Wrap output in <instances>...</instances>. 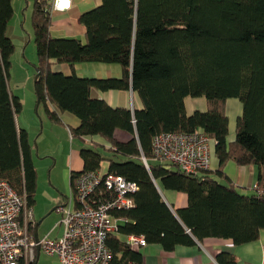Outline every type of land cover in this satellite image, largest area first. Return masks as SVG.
<instances>
[{
  "label": "trees",
  "instance_id": "obj_1",
  "mask_svg": "<svg viewBox=\"0 0 264 264\" xmlns=\"http://www.w3.org/2000/svg\"><path fill=\"white\" fill-rule=\"evenodd\" d=\"M48 4L49 0H34L32 7L37 99L53 124L61 122L59 112L76 115L80 124L71 133L81 143L92 136L109 143V147L83 144L81 172L99 170L107 161L110 172L138 185L135 207L114 212L126 220L107 241L113 254L109 264H143L142 254L129 241L131 235L167 251L207 237L232 239L236 245L258 240L264 230V0H102L80 16L85 40L53 36ZM13 15V0H0V180L26 194L33 207L38 173L28 131L17 123L23 103L9 85L15 46L7 29ZM54 62L72 68L82 62L118 64L122 74L65 75L52 70ZM93 89H132L144 106L134 111L115 108L93 97ZM188 96L205 97L207 110L188 115ZM230 98L242 103L232 141L226 113ZM116 129L132 138L118 141ZM197 129L215 141L216 176L209 168L186 174L154 159L156 134ZM228 161L256 165L254 193L240 192L228 179L223 171ZM78 174H71L72 190ZM159 186L187 194L188 205L173 211ZM30 231L33 234L35 226ZM35 261L36 257L29 264ZM217 261L237 264L235 256L225 252Z\"/></svg>",
  "mask_w": 264,
  "mask_h": 264
},
{
  "label": "built area",
  "instance_id": "obj_2",
  "mask_svg": "<svg viewBox=\"0 0 264 264\" xmlns=\"http://www.w3.org/2000/svg\"><path fill=\"white\" fill-rule=\"evenodd\" d=\"M71 5L72 0H49L48 8L52 15ZM209 141L201 129L189 133L160 132L153 138V156L186 174L196 175L209 168ZM143 162L149 168L146 158ZM74 185L67 201L55 208L61 215V235H45L36 241L30 231L36 221L26 194L0 180V264H18L22 260L29 264L35 259L37 246L61 264H109L113 254L107 241L117 233L119 223L126 220L114 212L135 207L138 185L102 166L80 172ZM129 241L136 250L147 244L143 236L131 235Z\"/></svg>",
  "mask_w": 264,
  "mask_h": 264
},
{
  "label": "crops",
  "instance_id": "obj_3",
  "mask_svg": "<svg viewBox=\"0 0 264 264\" xmlns=\"http://www.w3.org/2000/svg\"><path fill=\"white\" fill-rule=\"evenodd\" d=\"M17 1L18 0H13L14 15L16 14ZM101 3L102 0H72V5L68 10L64 12H53L51 15L52 35L61 38H80L85 40V28L80 22V16L83 12L97 7L101 5ZM30 4L32 5V2ZM29 7L30 5H27V10ZM51 68L53 71H59L65 75L75 73L78 76L98 78H119L122 74L120 65H108L99 62L77 63L74 65V68L65 63L59 64L54 62ZM92 96L103 99L115 108H128L131 111H134L135 109H142L144 106L138 93L132 89H114L108 91L93 89ZM37 100V96L31 97L29 106L31 105V109L34 113H29L27 117L22 119V121L19 117L17 119L19 127L28 131L31 144L32 136L35 135L37 129L42 127L41 134L47 136L42 140V143L44 144L48 139L54 143V149L52 151L47 149L46 151H48L47 153H51V155H53L55 158L54 161L63 162L62 171L66 174V176L71 177L72 172H81L84 166V161L81 157L80 150L84 143H81V141L77 138H71V129L79 126L80 119L73 113L59 112L61 122L53 124L48 118L44 106L41 103L37 106ZM21 101L23 103L22 111L25 112L27 102L23 98ZM48 107L51 111H54L55 109L50 102H48ZM185 107L188 115L193 114L195 111L204 112L207 110L206 98L188 96L185 98ZM226 113L229 118L228 139L232 141L235 136L237 117L242 113L241 104L237 101H232L231 98L228 99L226 104ZM114 136L120 142H127L132 138V134L123 129H116ZM87 139L89 141H85V146H110L109 143L100 136L87 137ZM209 159V170L212 172V175L216 176L215 172L219 167V159L215 153V141L214 148L210 150ZM101 166L104 169H109V162L104 161ZM223 171L228 179L237 186L240 192L247 194L255 192L258 183V169L256 165L241 166L236 164L234 161H228L225 164ZM220 181L222 183L226 182L225 178L221 177ZM55 187H57L59 191H68V187L69 190H72L71 181L69 182V186L67 184L59 186V184L56 183ZM159 190L165 202L173 211L179 208H184L188 205L187 194L165 189L162 186H159ZM58 195L60 197H58ZM58 195L55 198L58 200L57 204H62L63 202H59V199L63 196H61V193ZM34 206L32 207V210L34 219L37 223L42 220V218L38 220L36 219ZM61 233L62 228L57 221L56 224L51 225L43 236H59ZM138 251L143 256V264H219L217 261V255L222 252L234 255L237 264H264V230L261 231L258 240L240 245H236L232 239L207 237L201 241H196V243L192 245H177L172 251L165 250L159 244L149 243L140 247ZM41 253L42 251H36L35 264H61L58 258L46 255L45 253V255L42 256Z\"/></svg>",
  "mask_w": 264,
  "mask_h": 264
},
{
  "label": "rangeland",
  "instance_id": "obj_4",
  "mask_svg": "<svg viewBox=\"0 0 264 264\" xmlns=\"http://www.w3.org/2000/svg\"><path fill=\"white\" fill-rule=\"evenodd\" d=\"M34 0H18L16 3V14L9 23L7 35L12 39L15 46V51L11 56L10 78L9 85L11 91L23 98L27 102V108L25 112H20L17 115V119L20 117L21 121L27 115L33 114L29 101L31 97L36 96L35 90V76H36V64L37 54L36 45L34 42L33 26H32V11ZM32 2V5L30 4ZM27 5L30 7L27 10ZM90 64V63H87ZM232 101L242 103L238 98H231ZM30 107V108H29ZM41 129H37L35 135L32 136V148L34 149V163L38 173V187L36 192V204L34 206L36 219L42 218V222L38 228V235L42 237L51 225L60 222L61 215L55 210L59 205L56 196L61 193V196H65L64 202L71 194V190L59 191L55 187L56 183L61 185H68L70 182V176L62 171L63 162L54 161L53 155L47 153V149L52 151L54 148L53 142L48 139L45 143L42 140L47 137L41 134ZM34 132V131H32ZM210 150L214 148V141H209ZM106 155H110L108 150L101 148ZM152 164L156 163L150 161ZM68 178V179H67ZM58 197H60L58 195ZM59 199V198H58ZM42 256L45 254L42 252Z\"/></svg>",
  "mask_w": 264,
  "mask_h": 264
},
{
  "label": "water",
  "instance_id": "obj_5",
  "mask_svg": "<svg viewBox=\"0 0 264 264\" xmlns=\"http://www.w3.org/2000/svg\"><path fill=\"white\" fill-rule=\"evenodd\" d=\"M37 77H38V73H37V75L35 76V80L37 79ZM40 99H38L37 100V106L40 104ZM41 222H42V220H40V221H38L37 223H36V226H35V231H34V233H33V237H34V239L36 240V241H38L39 240V235H38V228H39V225L41 224ZM40 246H37V251L38 252H40Z\"/></svg>",
  "mask_w": 264,
  "mask_h": 264
}]
</instances>
